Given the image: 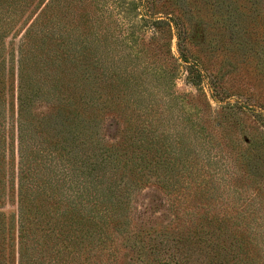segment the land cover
<instances>
[{"label": "rangeland", "instance_id": "rangeland-1", "mask_svg": "<svg viewBox=\"0 0 264 264\" xmlns=\"http://www.w3.org/2000/svg\"><path fill=\"white\" fill-rule=\"evenodd\" d=\"M8 2L0 0V258L17 264V51L48 0H22L17 11ZM62 5L67 32L105 38L110 57L89 65L78 87L68 69L73 95L82 89L94 109L89 125L83 115L84 145L51 155L83 151L101 204L83 227L91 235L64 244L90 264H264V0ZM53 42L43 49L57 51ZM26 109L35 126L56 115L38 93ZM30 199L41 220L51 197ZM44 233L34 232L35 248L50 243Z\"/></svg>", "mask_w": 264, "mask_h": 264}, {"label": "trees", "instance_id": "trees-1", "mask_svg": "<svg viewBox=\"0 0 264 264\" xmlns=\"http://www.w3.org/2000/svg\"><path fill=\"white\" fill-rule=\"evenodd\" d=\"M21 1L10 0L8 6L17 11L23 4ZM62 1L48 0L40 15L26 29L25 39L17 51V133L20 164L16 219L17 264H31L30 259L34 260L37 257L43 258L42 264H90L80 256L77 258L73 255V251L64 244V241L71 237L81 239L91 235L92 230L83 227L94 225L101 204L91 178V171H83V167L86 168L88 165L84 160L86 156H83V151H77V148L68 156H64V160L58 158L53 161L54 157L51 155V150H58L59 153L65 151L63 145L70 148L75 144L84 145L80 144L87 138L90 126L87 127L84 123L83 115L89 125L94 109L92 104H88L89 99L82 89L73 95L69 86L71 77L68 69L72 67L71 70L76 72L78 87L81 86L80 78L82 81L81 76L85 74L89 65L100 64L110 59L107 53L109 46L105 38H87L80 36L81 34L67 32L66 24L62 20L64 11ZM46 38L54 40L57 51L51 47L43 49L42 44ZM33 42L40 44L35 46ZM41 51H46L42 57L39 54ZM186 60L184 62H187ZM62 61L64 66H61ZM108 74L107 72V77ZM35 93L40 94L56 113L54 117L48 118V122H42L41 126L34 125L26 109L27 101ZM62 110L71 116L67 115L59 120L60 115L64 114ZM41 129L52 135L44 138L38 133ZM173 146L176 144L173 143ZM34 172L38 175L37 183H34ZM37 191L45 192L46 196L51 197L48 199L50 203L47 200V204L39 213L42 216L41 220L34 218L38 215L30 213L29 208L33 201L30 197ZM41 223L43 228L38 227ZM37 230L45 231L43 236L47 237L51 244L47 242L39 249L35 248L38 244H34L37 240L33 235ZM0 239L4 240L1 230ZM56 242H62L61 247H56ZM3 250L4 246L0 244L1 257Z\"/></svg>", "mask_w": 264, "mask_h": 264}]
</instances>
